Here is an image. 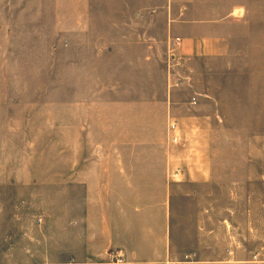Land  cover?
Instances as JSON below:
<instances>
[{
	"label": "rangeland",
	"instance_id": "1",
	"mask_svg": "<svg viewBox=\"0 0 264 264\" xmlns=\"http://www.w3.org/2000/svg\"><path fill=\"white\" fill-rule=\"evenodd\" d=\"M200 6L204 12L209 7L221 9V5ZM167 9L165 2L143 5L122 0H0L2 169L12 172L17 168L30 174L35 157L50 156L55 157V170L61 172L62 156L68 150L64 141L70 134L75 140L78 137V133L73 136L63 131L66 115L67 122L71 116V124L78 123L80 111L94 102L104 108L111 99H145L155 113L164 112L166 96L175 91L174 112L152 115L148 121L151 140L165 141L171 161L167 171L174 214L187 228L200 209L205 217L207 204L214 203V220H209V226L216 231L218 255L221 221L228 214L222 205L230 198L234 202L227 191L223 195L222 157L229 156L232 167L238 166V157H245L247 165L241 172L246 171L247 183L240 202L247 208L246 248L251 255L262 247L263 256L258 257L264 260V177L262 185L256 187L253 179V174L260 171L264 175V110L254 109L255 100L250 99L256 94L257 68L248 63L244 51L235 53L231 65L221 55L201 57L180 69L192 74L190 80L183 85L182 81L169 85L167 68L171 71V66L180 64L166 60ZM147 27L153 34L150 59L143 37L137 34ZM131 28L136 34L121 33ZM261 59L264 65V57ZM193 95L195 104L185 105L190 101L185 99ZM234 172L230 178L238 182V171ZM32 182L24 177L15 186L7 180V185L0 188V199L5 204L23 205L24 221L30 218L34 203ZM53 182L62 184L59 180ZM56 193L62 194V189ZM260 235L256 242L251 239ZM203 239L206 248L205 236ZM29 241L23 238L24 248L30 247Z\"/></svg>",
	"mask_w": 264,
	"mask_h": 264
},
{
	"label": "crops",
	"instance_id": "2",
	"mask_svg": "<svg viewBox=\"0 0 264 264\" xmlns=\"http://www.w3.org/2000/svg\"><path fill=\"white\" fill-rule=\"evenodd\" d=\"M122 1L168 5L166 60L180 64L171 66V71L167 68L169 85L177 81L183 85L192 78V74L180 72L191 60L221 55L231 65L235 53L244 51L248 63L259 69L254 78L256 94L250 97L255 100L253 108L264 110V0ZM202 4L221 5V9L209 7L204 12ZM154 13L159 14V10ZM121 33L136 34L134 28ZM137 34L143 37L150 59V27ZM195 96L185 99L190 100L185 105H194ZM176 98V92H170L164 112L158 113L145 99H111L104 108L94 102L85 109L86 114L80 111L78 123L71 124V116L68 123L66 115L63 131L73 136L78 133V137L75 140L70 134L64 141L68 150L62 156L61 172L55 170V157L50 156L35 157L30 174L17 168L8 172L0 160V188L7 180L17 186L28 177L33 181L34 200L30 218L24 221L22 204L8 205L0 199V264H264L258 257L263 256L262 247L251 255L246 248L247 208L240 202L247 183L246 171L241 172L247 165L245 157H238V166L233 167L229 156L222 157L223 195L227 191L234 202L230 198L222 205L228 214L221 221L222 235L217 237L221 242L218 255L216 231L209 226V220H214V203L207 204L205 217L200 209L187 228L174 214L167 171L171 161L165 141L151 140L148 121L155 114L171 115ZM234 170L238 171V182L230 178ZM263 177L262 171L253 174L255 187L262 185ZM54 180L62 184L56 185ZM60 188L62 194H57ZM24 237L30 239L29 248L23 247ZM257 238L261 235L251 237L255 242ZM116 252L121 261L110 260V254Z\"/></svg>",
	"mask_w": 264,
	"mask_h": 264
},
{
	"label": "built area",
	"instance_id": "3",
	"mask_svg": "<svg viewBox=\"0 0 264 264\" xmlns=\"http://www.w3.org/2000/svg\"><path fill=\"white\" fill-rule=\"evenodd\" d=\"M119 256H118V252H116V253H111L110 254V260L111 261H114V260H116V261H121V259H116V258H118Z\"/></svg>",
	"mask_w": 264,
	"mask_h": 264
}]
</instances>
